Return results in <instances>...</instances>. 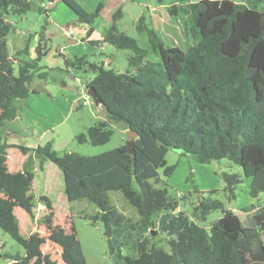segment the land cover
<instances>
[{
  "label": "trees",
  "instance_id": "16d2710c",
  "mask_svg": "<svg viewBox=\"0 0 264 264\" xmlns=\"http://www.w3.org/2000/svg\"><path fill=\"white\" fill-rule=\"evenodd\" d=\"M36 1L39 13L48 14L43 3L53 0ZM59 1L77 21L89 25V35L103 5L98 4L89 13L76 0ZM32 7V0H0V229L24 252L4 256L10 264H58L43 253L47 242L60 249L63 264H86L74 226L59 225L51 199L34 194L33 160L38 161L40 170L44 162L59 169L67 201L87 200L94 205L97 213L93 223L101 222L104 235L110 239L113 229L125 221L109 199L112 191L122 192L138 215L137 223L147 230L156 229L160 214L178 210L179 202L169 195L166 184L154 187L160 181L159 169L167 178L176 169L165 159L171 150L199 164L226 159L241 167L251 179L250 196L254 200L243 210L253 214L241 220L210 197L216 191L208 192V197L203 193L191 215L174 213L162 228L168 252L142 238L137 257L119 253L120 263L264 264V196L263 201L259 198L264 195V0H255L252 6L231 0L171 6V16L190 20L192 46L186 51L166 46L140 18L136 28L147 32L150 48L160 58L157 63L145 61L147 52L111 26L104 31L103 42L134 53L123 74L97 67L84 57L67 60L68 68L82 72L88 69L95 74L84 87L95 91L102 104L97 107L107 116L106 121L75 136V141L105 145L112 135L109 122L136 134L133 154L124 144L94 156L59 155L50 142L29 149L2 141V129L6 122L17 118L18 104L39 94L33 87L35 78H46V72L38 66V48L34 59L27 61L22 57L27 55V48L11 57L7 47V36L14 31L8 18L23 19ZM119 15L115 12L112 18ZM13 61H17V68ZM10 148L29 154L20 171L10 172L7 167ZM221 176L233 197L241 177L226 172ZM37 204L44 207L38 223L44 227L46 237L38 232L24 237L15 209L34 219ZM216 210H222L223 216L208 228L202 226Z\"/></svg>",
  "mask_w": 264,
  "mask_h": 264
},
{
  "label": "rangeland",
  "instance_id": "374dc122",
  "mask_svg": "<svg viewBox=\"0 0 264 264\" xmlns=\"http://www.w3.org/2000/svg\"><path fill=\"white\" fill-rule=\"evenodd\" d=\"M76 1L89 13H93L98 4L103 5L99 17L92 24L93 29L89 34L91 42L82 40L85 39L90 27L77 21L72 11L59 0L52 1V5L47 8L48 14L39 13L35 4L37 1L32 0L33 7L23 19L14 16L8 18V22L14 29L7 36L9 54L15 57L14 54L27 48V55L22 57L30 61L34 59L31 56L34 54L35 57V50L38 48L40 53L38 66L41 68L39 70L46 72V78L42 80L35 78L33 87H36L39 94H32L26 101L18 104L17 118L6 122L2 129V134L7 133L12 136H3V142L31 148L50 142L52 149L59 155L76 153L82 156L98 155L124 145L126 132H123V128L114 122H109L112 135L105 145L91 146L78 144L75 141V136L85 133L89 127L98 122H104L107 116L101 107L95 106L93 100H90L87 106L82 105L84 83L95 74L88 69L87 72L72 70L66 65V61L73 60L74 57H84L89 63L102 67L104 70L116 74L125 73L128 68V59L134 56L133 51L117 49L103 42L104 31L114 26L117 33H123L133 39L139 48L147 52L145 61L159 62V55L150 48L147 32L138 31L136 28L140 18L166 46L178 47L183 51L192 46L190 20L187 17L171 16L168 9L174 5L182 6L200 0ZM231 1L252 6L255 0ZM44 6L47 7L48 2L43 3ZM115 12H119L120 15L113 19ZM66 30L73 32L72 38L64 36ZM68 40L76 43H69ZM13 63L17 68L18 63L15 61ZM69 87L75 90H70ZM8 153L9 171L15 172L19 167L17 161H20L24 154L15 148H10ZM26 155L28 157L29 154ZM165 159L168 165H176V169L171 178L164 177L162 169H159L160 181L154 185L156 188H163L164 184L168 186L169 195L179 202V208L175 214L183 212L191 215L201 200V194L205 193L203 195L208 197L210 196L206 195L208 192L216 191L210 197L220 201L223 204V210L232 211L241 220L251 217V212L247 214L243 210L254 202L250 196L251 179L245 176L241 167L231 164L226 159L199 164L194 159L188 156L183 157L174 150L169 151ZM32 168L35 174L39 173L37 160H33ZM224 172L238 174L241 177L242 182L236 186L233 197L230 196L226 183L222 179L221 175ZM58 174V180L53 179L54 185H58L52 190V194L48 193V197L53 201L56 222L65 228H69L70 224L74 226L86 264H121L119 253L136 258L137 245L142 237L148 238L152 244L168 252L167 237L162 228L172 217L171 212L160 214L155 230H146L137 223L136 211L122 194L110 192L109 198L120 213L129 220H126L121 227L113 229L112 238L108 239L104 235L103 224L98 221L93 223L97 213L94 205L87 200L74 203L61 201L59 193L60 189L63 193L64 186L60 177L61 173ZM36 183L33 192L38 197L44 189L38 184V180ZM260 197L263 201V197L261 195ZM42 207L37 204L34 219H31L23 210L15 209L22 236L27 237L33 232H38L46 237L44 227L38 223L44 212ZM222 216V210L212 211L201 225L208 228ZM42 251L44 254H49L58 264H63L60 260V249L57 246L47 242ZM18 254H24L22 247L0 229V264H9L10 260L4 256Z\"/></svg>",
  "mask_w": 264,
  "mask_h": 264
},
{
  "label": "crops",
  "instance_id": "0c3cea01",
  "mask_svg": "<svg viewBox=\"0 0 264 264\" xmlns=\"http://www.w3.org/2000/svg\"><path fill=\"white\" fill-rule=\"evenodd\" d=\"M87 26H89V25H87ZM82 40H85V42H91V39H90V37H89V35L87 34L86 35V37H85V39H82ZM70 40H68V42H69ZM74 43H76L75 41H74ZM74 43H72V44H74ZM10 56L11 55H13V54H9ZM12 57V56H11ZM31 58H34V54L31 56ZM15 62H17V61H15ZM69 89L70 90H75L73 87H69ZM106 121V120H105ZM123 132H126L125 130H123ZM3 136H6V137H9V136H12V135H10V134H7V133H5V134H2V137ZM5 140H7V138L5 139ZM7 144H9V143H7ZM11 145H15V144H11ZM16 146H18V145H16ZM27 148H29V149H33V148H31V147H27ZM9 150V149H8ZM8 152V151H7ZM8 157H9V153H8ZM26 157H27V155H24V156H21V159H20V161H17V163H18V169H17V171H20V169H21V167L23 166V163L25 162V159H26ZM8 161H9V159L7 158V167H8V169H9V166H8ZM43 169L42 170H39L38 172V174H39V176H38V174H35V177H34V180H33V188L35 187V185L37 184L36 183V181L38 180V184H40V186L42 187V189H44V190H41V195H46V196H48V193H50V194H52V190L55 188L56 189V187H57V185L58 184H56V185H54V180H58V173H61L60 171H59V169L56 167V166H54V164H52L51 162L49 163V162H44L43 163V167H42ZM17 171H15V172H17ZM10 172H13V171H10ZM36 172V171H35ZM61 178H62V180H63V176H62V173H61V176H60ZM171 178V177H170ZM54 179V180H53ZM156 184H158V183H155V185ZM155 185H154V187H155ZM63 186H64V181H63ZM63 189H64V187H63ZM112 192H120V191H112ZM121 194H122V192H120ZM59 195H60V199H61V201L62 202H66L67 203V199H66V197H65V195H64V190H63V193L61 192V189H60V193H59ZM122 196H123V194H122ZM262 197H263V195H261ZM124 197V196H123ZM259 198H261L260 196H259ZM110 199V198H109ZM124 199H125V197H124ZM126 200V199H125ZM52 201V200H51ZM110 201H111V203H112V205L116 208V206H115V204L113 203V201L110 199ZM127 201V200H126ZM72 203H74V202H72ZM128 203V202H127ZM52 204H53V201H52ZM129 204V203H128ZM130 205V204H129ZM54 207V206H53ZM132 207V206H131ZM133 208V207H132ZM17 209V208H16ZM41 209H43L44 210V208L42 207ZM134 209V208H133ZM116 210L120 213V211L116 208ZM135 210V209H134ZM178 211V210H177ZM177 211H175V212H177ZM54 212H55V210H54ZM174 212V213H175ZM174 213H172V214H174ZM120 214H122V213H120ZM251 214H253V212L251 213ZM123 215V214H122ZM123 217H124V223L126 222V220H129L128 219V217H125L124 215H123ZM146 229V228H145ZM147 230V229H146ZM142 238H144V237H142ZM141 238V239H142ZM9 264H10V262H9Z\"/></svg>",
  "mask_w": 264,
  "mask_h": 264
},
{
  "label": "water",
  "instance_id": "95a60500",
  "mask_svg": "<svg viewBox=\"0 0 264 264\" xmlns=\"http://www.w3.org/2000/svg\"><path fill=\"white\" fill-rule=\"evenodd\" d=\"M69 43H74V41H69ZM87 94L91 96L92 100L94 101L95 106H101V100L99 99L98 95L95 93V91L92 88L87 89ZM136 137V134L134 132L127 131L126 132V142L125 145L129 148V153L133 154V141ZM153 232V231H151Z\"/></svg>",
  "mask_w": 264,
  "mask_h": 264
},
{
  "label": "built area",
  "instance_id": "2783aa9c",
  "mask_svg": "<svg viewBox=\"0 0 264 264\" xmlns=\"http://www.w3.org/2000/svg\"><path fill=\"white\" fill-rule=\"evenodd\" d=\"M51 5H52V2H48V6H47V7L44 6L43 8L47 10V8L50 7ZM72 35H73V32L70 31V30H66V31L64 32V36L67 37V38H72ZM83 90H84V93H83V95L81 96L82 105L87 106V105H89L90 100H92V98H91L90 95L87 94V89H86V87H84Z\"/></svg>",
  "mask_w": 264,
  "mask_h": 264
}]
</instances>
